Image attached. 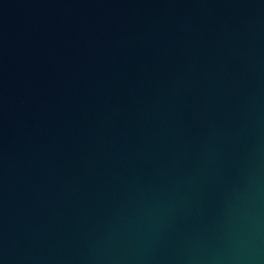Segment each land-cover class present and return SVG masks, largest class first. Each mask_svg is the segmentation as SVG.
I'll return each instance as SVG.
<instances>
[{"label": "water", "instance_id": "water-1", "mask_svg": "<svg viewBox=\"0 0 264 264\" xmlns=\"http://www.w3.org/2000/svg\"><path fill=\"white\" fill-rule=\"evenodd\" d=\"M0 264H264V0H0Z\"/></svg>", "mask_w": 264, "mask_h": 264}]
</instances>
